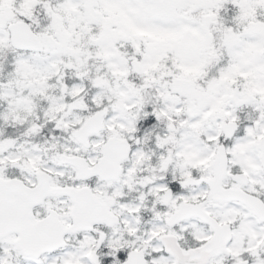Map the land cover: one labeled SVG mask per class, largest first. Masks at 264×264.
I'll return each instance as SVG.
<instances>
[{"label": "snow or ice", "instance_id": "obj_1", "mask_svg": "<svg viewBox=\"0 0 264 264\" xmlns=\"http://www.w3.org/2000/svg\"><path fill=\"white\" fill-rule=\"evenodd\" d=\"M0 264H264V0H0Z\"/></svg>", "mask_w": 264, "mask_h": 264}]
</instances>
